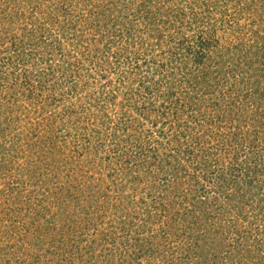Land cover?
<instances>
[{
    "label": "rangeland",
    "instance_id": "1",
    "mask_svg": "<svg viewBox=\"0 0 264 264\" xmlns=\"http://www.w3.org/2000/svg\"><path fill=\"white\" fill-rule=\"evenodd\" d=\"M24 1L0 0V264H264L261 213L234 208L236 187L213 194L217 175L234 165L241 180L264 158V0ZM32 8L43 41L66 34L77 55L22 53ZM153 17L164 24L146 32ZM240 65L251 80L228 74ZM43 72L51 88L25 84ZM210 99L219 128L180 117L182 101Z\"/></svg>",
    "mask_w": 264,
    "mask_h": 264
},
{
    "label": "trees",
    "instance_id": "2",
    "mask_svg": "<svg viewBox=\"0 0 264 264\" xmlns=\"http://www.w3.org/2000/svg\"><path fill=\"white\" fill-rule=\"evenodd\" d=\"M15 2L16 1H14V3ZM29 2H33V0H25L24 1V3H26V4H28ZM119 4H120V2H119V0H117V2L111 4V6L114 7L116 5L118 6ZM111 8H110L111 13H113L114 9H111ZM34 10H35L34 8L31 9L32 14L29 16V18H28L27 22L25 23V25H22V27H23V29L21 30L22 33L15 38V40H18V44H19V47L21 48L22 53L23 54L26 53L28 49H29V52H31L34 48L37 49L38 47L43 46L44 49H46V47H48V48L50 47L48 49V51H47V55H52V50H61V48L64 47L65 45H69V43L71 45V43H72L74 50L72 51V53H70V55H77L78 53L75 50L79 49L78 46H80L79 43H81V42L79 40H76V41L72 40V41L69 42L70 38L65 37L66 34L62 38L60 36H58V35L54 36L55 38H54L52 43L50 41H49V43L43 41L41 36H39V33H40L39 30L43 31L42 29H44V27L39 28V25L34 24L35 22H32V23L29 22L32 17L34 18V14H35ZM99 14H100V11H98V13H96L95 15H99ZM24 15H25V13L23 14V16ZM153 18H154L153 19L154 22H153V20H151V22L148 25V27H145V28H147L146 32H153L154 29L157 30V29L161 28V24L162 23L164 24V22L161 19L158 20V18H155V17H153ZM45 20L47 22V20H50V18H48V19L46 18ZM56 21H57V18L55 16H52V25H54ZM203 21L204 20L198 19L197 16H195L192 24H195V23L196 24L197 23L201 24V23H203ZM41 25L42 24H40V26ZM67 25H68V23H67ZM158 31H161V30H158ZM154 32H156V31H154ZM140 36H141L140 33H138L137 35L134 34V33H131L132 41L134 42V44H141L140 41H138ZM123 39L128 40L129 38L125 37V35L122 34L121 40H123ZM105 46L108 47V44H106ZM211 47H212V45L210 46V44L202 43V45H198L197 47H195L196 49H194V48L190 49V47H189L188 51H189L190 54H192L194 56V58H195L194 62L197 65H201L202 64V60L204 58L210 57V55L208 53H211L210 52ZM180 48L181 49L183 48L182 47V43H180ZM216 70H218V68ZM215 72L216 71H214V73ZM236 72H238L239 74L236 73ZM208 74L209 73L206 70H203L202 73L200 74V76L197 77L198 80L195 83H193L192 85L190 84L191 88L195 89V91H196L197 87L200 86L199 85L200 83H202L203 81L204 82L205 81L208 82V79H207L208 78ZM228 74L229 75L231 74L232 77H234V78L238 77L239 79L241 78V75L243 74L242 75V79H244L245 81L247 80V78L248 79L250 78V80H251V78H253V76L250 77V73H248V72L245 73L243 71V69H241V65H240V68H238L237 70L230 69ZM30 77L31 76H26L28 81H26L25 84L30 85L33 88V90L34 89H36V91L41 90V88H43L44 86L46 87V89L47 88H51L50 86L48 87V85L50 83V79L51 78L53 79V77L48 78V74L47 73H44V72L40 73L39 77L41 78L40 81L42 82V85H41L42 87L41 86H35V82H34L35 80L31 81ZM37 78H38V76H37ZM249 96H250V93L247 92L243 96V100L244 99H249ZM222 99L227 105H230L229 108H232V106L234 105L233 101H228L226 99V97H224ZM212 100L213 99L206 100L205 103H203V106L206 107V111L210 112V114H207V112L204 111V109H203L204 107L199 108L198 106L196 107V105L192 106L191 103L189 104L188 102H184L185 100L182 101L183 102L182 105H180V108H178L179 110H181L180 117L183 118L184 115H186V116L188 115V117H190L192 120H193V118L196 119V123L198 122L199 124H202L201 122L203 121V127L204 128L209 127L208 124H210V125L215 124V126H217L218 123L220 124V122L223 119L220 116V113L219 114L215 113L216 110H219L218 108H219L220 105H218V102H215L216 99H215V101L214 100L212 101ZM188 101H190V99H188ZM178 103H179V101H178ZM178 103H176V105H178ZM183 104H185V105H183ZM197 111H198V115H199L198 118L195 115ZM176 115H177L176 117L178 119H181L180 117H178L179 116L178 113H176ZM217 121H218V123H217ZM188 122H189V120H185L184 121L185 127L187 126ZM258 122L260 123L261 132L259 131V133H257L258 132L257 131L256 135L257 134L260 135V134H262V132H264V122H262L261 120L258 121ZM196 126L195 127L193 126L191 128V131H189L190 133L189 134H185V136H188V137L191 136V137H194L195 139L198 140L200 132H197V134H196V132L195 133L193 132V130L196 131ZM219 126L220 125H218L217 127L219 128ZM125 127H127V126H125ZM208 131L211 132V129H208ZM45 135H44V138H45ZM47 139L48 138H46L44 140H47ZM254 144H255V139L252 141V146ZM224 153L225 154H230L229 152H224ZM232 153H234V152L232 151ZM209 154L213 155L215 159H218V158H220V156H222V155H219L221 153H219V154L209 153ZM235 156L237 157L238 154H236ZM261 156H264V155H261ZM125 157H127L128 158L127 160H129V161H126V162L130 164V158H132V156L129 155V154H125ZM246 160L247 161H245V158H244V160H242V163H240V164L243 165V164L250 163V161L251 162L255 161V159H248V158H246ZM127 163H125V164L128 165ZM234 168H235V166L232 165L230 171H227L225 174L221 173V175H219V176L217 175L213 179L214 182L213 181L212 182L214 183V191H213L214 203H215V200H217L219 203H222L219 200V197H218L219 192L225 191L226 189H229L230 186L236 187V189H240L239 192L227 196V199H230L233 202H235L234 208H236L241 213H243V207L244 206H246L248 204L249 205H253L255 207V210L258 211V213H261L260 216L262 218H264V158L261 157V159H258V161L254 165V168H251L249 170H248V168H250V167H247V165H246V167H245V175H244L243 178H241V180H239V176L235 177V176L232 175L231 172L233 171ZM129 170L131 171V168ZM228 174H230V178L227 177ZM243 179H245L244 180L245 181V183H244L245 185L244 186L242 185V182H241ZM210 184H211V182H210ZM219 184H220L221 188H224V189H220L219 188ZM241 185L243 186V188L244 187H248V190H246L245 192H241V190L243 189L241 187ZM208 188H209L208 186H203V187H201V190H199V196H198L197 200L200 202V206L203 205V204H201L202 202H201L200 198H202L205 194L208 196V192L206 191V190H208ZM192 190H194V189H192ZM223 209H224V205L221 204L219 210H223ZM204 210H205V207H204ZM203 241H204L203 245L200 248L204 251V248H205L204 246H206V245H205V240H203ZM209 251L212 254L216 253V252H214V250L208 249V252ZM216 255H217V253H216Z\"/></svg>",
    "mask_w": 264,
    "mask_h": 264
}]
</instances>
